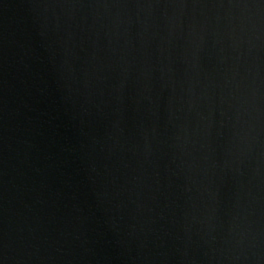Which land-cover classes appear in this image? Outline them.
Segmentation results:
<instances>
[{"label":"water","instance_id":"1","mask_svg":"<svg viewBox=\"0 0 264 264\" xmlns=\"http://www.w3.org/2000/svg\"><path fill=\"white\" fill-rule=\"evenodd\" d=\"M0 264H264V0H0Z\"/></svg>","mask_w":264,"mask_h":264}]
</instances>
